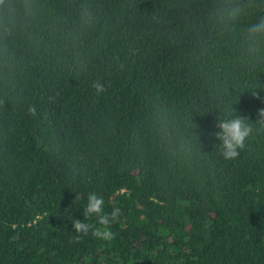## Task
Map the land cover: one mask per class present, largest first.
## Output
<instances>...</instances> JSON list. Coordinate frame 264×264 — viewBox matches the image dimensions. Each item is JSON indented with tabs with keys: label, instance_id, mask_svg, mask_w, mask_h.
I'll return each instance as SVG.
<instances>
[{
	"label": "trees",
	"instance_id": "trees-1",
	"mask_svg": "<svg viewBox=\"0 0 264 264\" xmlns=\"http://www.w3.org/2000/svg\"><path fill=\"white\" fill-rule=\"evenodd\" d=\"M99 2L111 29L97 54L70 72L24 53V103L0 110V264H264V128L228 161L215 136L232 109L259 119L264 63L197 30L210 0ZM154 105L197 143L191 167L162 155ZM90 192L121 209L111 241L74 239Z\"/></svg>",
	"mask_w": 264,
	"mask_h": 264
},
{
	"label": "clouds",
	"instance_id": "clouds-1",
	"mask_svg": "<svg viewBox=\"0 0 264 264\" xmlns=\"http://www.w3.org/2000/svg\"><path fill=\"white\" fill-rule=\"evenodd\" d=\"M254 14L258 15L252 22L239 27L246 17ZM196 28L219 38L234 34L241 61L253 67L264 63V0H210ZM110 29L111 21L106 18L99 0H60L59 3L57 0H0V110L24 103L30 67L24 53L45 56L58 67L75 72L82 70L104 46ZM91 87L97 96L107 91L99 80L93 81ZM26 111L31 117L38 115L34 104L28 105ZM150 116L162 155L173 164L191 167L199 154L194 138L177 133L167 108L154 105ZM258 117L253 124L245 117L234 115L232 109L219 118L215 136L220 141L219 155L224 160L239 157L256 126L264 128V109L258 110ZM104 205L102 196L96 192L88 194L83 221L72 222L76 242L89 233L105 242L115 238L111 225L120 217L121 209L113 207L111 212H105ZM92 217L96 218L95 224L88 222Z\"/></svg>",
	"mask_w": 264,
	"mask_h": 264
}]
</instances>
